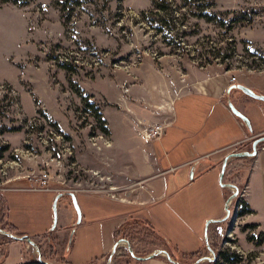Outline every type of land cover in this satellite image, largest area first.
<instances>
[{"label":"rangeland","instance_id":"obj_1","mask_svg":"<svg viewBox=\"0 0 264 264\" xmlns=\"http://www.w3.org/2000/svg\"><path fill=\"white\" fill-rule=\"evenodd\" d=\"M155 1L160 8L153 0L0 5V187L15 188L0 193L8 200L9 218L21 215V231H45L31 236L36 246L21 241V263L11 248L5 259L14 239L0 238V264H67L70 250L73 260L106 264L112 248L94 262L104 253L101 230L104 239L109 234L102 226L123 210L134 215L139 208L122 200L137 199L132 191L139 179L135 165L141 160L136 147L143 142L144 127L153 125L141 119L155 114L157 105H165L179 88L215 81L229 90L226 101L239 106L252 102L247 104L248 117L251 123L261 119L255 131L264 129V101L242 88L264 94V0ZM190 100L196 119L207 103L196 96ZM197 125L202 127V122ZM104 126L109 135L103 133ZM251 146L252 140L236 151ZM241 167L246 176L248 165ZM44 172L47 190H32L37 186L33 178ZM224 182L233 181L225 177ZM210 184L203 178L194 193L189 191L196 196L179 207L165 202L149 206L144 214H160L156 220L162 230L134 229L135 254L167 259L160 251L176 246L183 252L201 250L202 257L211 258L198 264H264V231L236 216L235 202L221 231L222 242L215 249L208 237L212 250L208 248L206 217L213 203L208 194L199 196ZM70 192L76 194L81 212L87 201L89 210L112 208L107 216L114 217L78 229L75 204L62 195V218L52 230L55 199ZM49 233L56 251H50ZM120 247L128 249L127 243L119 244L111 264H147L148 259L121 257Z\"/></svg>","mask_w":264,"mask_h":264},{"label":"crops","instance_id":"obj_2","mask_svg":"<svg viewBox=\"0 0 264 264\" xmlns=\"http://www.w3.org/2000/svg\"><path fill=\"white\" fill-rule=\"evenodd\" d=\"M197 84L194 87L188 86L185 90H183L185 87L179 88V91L169 98L170 100L165 105H157L155 114H152L151 117H142L141 121L146 125L164 124L166 131L162 138L156 140H149L142 135L143 133L141 134L140 138L143 142L137 144L136 147V152L138 157L140 153L141 160L135 165V173L139 179L135 181L132 188L133 193L137 194V199L132 201L128 197L129 199L122 200V203L127 201L128 204H135L139 208L134 215H130L129 212L125 213V210H123V212L117 214L118 219L106 226L101 225L109 234L107 237L105 236V240L101 230L100 241L103 244L104 253L99 257L96 256V258L101 259L102 256L104 258L111 248L113 250L116 243L114 230L131 216L147 219L158 231L162 230L161 225L156 220V218L160 219L161 215L154 214L153 216L150 213L146 215L144 213L147 208L162 202L171 203L175 208L179 207L187 199L196 196V193L190 196L189 191L192 188V193H194L195 185L203 178L208 179L211 184L207 187L206 193H200L199 198L203 199L208 194L213 203V211L208 213L206 219L222 218L225 215V205L229 197L227 189L231 188L219 184L223 160L229 153L235 152L239 145H246L249 141H253L260 136L264 129L255 131V128L261 122L258 117L255 121H252L251 127H249L233 113L229 105L231 101L225 100L229 93L228 89L224 90L222 85L217 86L215 81ZM193 96L200 97L202 101L205 100L207 103V107L201 111V115L197 116L196 119L194 117L195 110L191 107L193 103H189ZM248 103H251V106L253 105L250 101H246L240 106L235 105L247 117L251 110V106H247ZM260 112L259 116L261 118ZM186 114L188 118L185 116ZM201 122L202 127L197 125ZM246 149L248 148L244 147L242 150ZM231 161L234 162L231 166L248 165L246 187L241 199L249 205L251 212L243 215V217L248 221L257 223L264 231V148L261 147L252 160L245 161L243 158L238 160L232 158L229 162ZM17 189L24 191L27 188L19 187ZM127 203L125 204L129 206ZM84 204L86 206L82 211V219L78 223V229L80 226L85 227L89 224H103L114 217L107 216L113 212L112 208L109 212L92 211L93 209L89 210L87 201H84ZM61 210L62 208L58 207V222L62 218ZM9 213L8 221L21 230V215H15L11 219ZM77 227L72 229L73 236ZM25 233L30 236H38L45 233V231L33 234L30 231H25ZM10 248L16 251L17 259L21 263L23 256L22 242L16 240L9 242L5 259ZM73 255V250L67 252L68 261L73 264H85L90 260L87 258L73 260ZM158 256L156 254L154 258H149L147 264H173L169 263L166 258Z\"/></svg>","mask_w":264,"mask_h":264},{"label":"trees","instance_id":"obj_3","mask_svg":"<svg viewBox=\"0 0 264 264\" xmlns=\"http://www.w3.org/2000/svg\"><path fill=\"white\" fill-rule=\"evenodd\" d=\"M31 0H0V5L4 4V3H14V4H18V5H28L30 3ZM153 5L157 8H160L159 4L153 0ZM100 120L106 125L105 120L102 118L101 114L99 115ZM103 133H105L106 135L110 134V130L107 126H104L103 128ZM264 144V143H263ZM254 157H244L243 160L245 161H249L252 160ZM238 159H242V158H235V160ZM234 162L232 163L229 162L227 165V171L225 174V177L227 178V180H232L233 183H235L237 185V187L239 188V195L238 197L235 198V200L231 203L230 207L232 208L233 203L239 201L241 204V210L239 212V216H243L247 213L251 212V209L249 207V205L243 200L241 199V194L243 193L245 187H246V182H247V175L244 176V174L242 173V167L241 166H235L236 168H233ZM229 191V193H232V189H227ZM8 212H9V204H8V200L6 198V196L3 193H0V228L17 234V235H23L25 234V232L19 230V228L8 221L7 217H8ZM227 221H222V222H215V223H211L209 226V241L210 244L216 249L218 245H220V242H222L223 238H222V230L226 227L227 225ZM132 229V230H129ZM134 229L139 230V231H150V232H156V227L147 219H140V218H135V217H129L125 220V222H123L120 226H118L115 230H114V237L116 240H119L121 238L127 239L129 240L130 243H132L133 238L131 235V232L134 231ZM148 231V232H149ZM47 240H49V248L50 251H56L55 249V237L53 236L52 233H49L48 235H46ZM161 238H164L162 235L160 236ZM0 238H2L4 241H8L11 239V237H9L8 235L5 234H0ZM172 258L176 261L181 262V264H193L194 262H196L199 258L202 257V251H195V252H183L181 250H179L176 246H174V248L172 249H167ZM121 253L120 255H122L121 257H131L132 255L130 254V251L127 248H119V250ZM136 254H138L137 252H135ZM175 253H178V255H175ZM220 255H223L222 252L219 253ZM158 257L164 258L162 255H159ZM65 262L67 264H72L70 261L66 260ZM99 259V258H98ZM98 259L94 260L98 261ZM229 259V258H227ZM231 261V260H229ZM93 263V262H92Z\"/></svg>","mask_w":264,"mask_h":264},{"label":"water","instance_id":"obj_4","mask_svg":"<svg viewBox=\"0 0 264 264\" xmlns=\"http://www.w3.org/2000/svg\"><path fill=\"white\" fill-rule=\"evenodd\" d=\"M242 88L245 91V93H247L249 96H251V97H253L255 99H259V100H263L264 101V94H258L256 92H254L252 89H250L248 87H245V86H242ZM229 105H230V108L233 111V113L235 115H237L239 118H241L249 127H251L250 119L241 110H239L232 102H230ZM263 143H264V135H260V136L256 137L252 141L251 150H243V151L231 152L223 160L222 167H221V172H220V182H221L222 186L233 189V192L227 198V202H226V205H225V208H226L225 215L222 218H214V219H209L207 221V224H206V239H207L208 248L210 250H212V249H211V246L209 245V242H208L209 225L211 223H215V222L226 221L229 218L230 214H231L230 204H231L232 200L239 195V188L237 187V185L235 183H233V182H224V178H225L228 162L232 158L254 157L258 153V151L260 149V146ZM69 194L71 195L73 204H75V207L77 209L78 216H79V220H78L77 223H79V222H81V219H82V212H81V209L79 207L76 194L74 192H70ZM62 195H63L62 193H58V196L56 197L55 202H54V226H53L52 230L57 226V222H58V201H59V198ZM0 232L11 236L16 241H20L21 242V241L25 240V241L29 242L30 244H32L33 246H36V242L31 238V236L29 234L13 235L12 233H10V232L2 229V228H0ZM123 242L127 243L128 250L130 251V254L133 257L137 258V259L154 258L155 255H156V253H153V254H150V255H148L146 257L137 256L135 254V251H134L131 243L129 242V240L121 238V239L116 241V243H115V245L113 247V250L110 253L109 259L106 262V264H111L113 255L116 253L119 244H121ZM160 252L167 257V260L169 262L174 263V264H178V262L172 258V256L170 255V253L167 250H161ZM206 259H211V258H209V257H201L196 262H194L193 264H198L201 261L206 260ZM40 261H42V260L40 259ZM42 262H44L46 264H50V263H47L45 261H42Z\"/></svg>","mask_w":264,"mask_h":264},{"label":"built area","instance_id":"obj_5","mask_svg":"<svg viewBox=\"0 0 264 264\" xmlns=\"http://www.w3.org/2000/svg\"><path fill=\"white\" fill-rule=\"evenodd\" d=\"M234 80V79H233ZM166 126L164 124H153L149 125L147 127H144L143 130V136L149 140H156L163 137L165 134ZM264 148V146H262ZM33 183L37 185L35 188H31L32 190H47V184H48V174L44 172L39 177L33 178ZM7 188L0 187L1 190H6ZM15 189V188H9L7 189ZM241 210V204L239 201L235 204V215L239 216V212Z\"/></svg>","mask_w":264,"mask_h":264},{"label":"flooded vegetation","instance_id":"obj_6","mask_svg":"<svg viewBox=\"0 0 264 264\" xmlns=\"http://www.w3.org/2000/svg\"><path fill=\"white\" fill-rule=\"evenodd\" d=\"M63 195H68L67 197H69V199H70V203H72L73 204V201H72V198H71V195L68 193V194H66V193H63ZM61 198H63V197H61ZM62 208V207H61Z\"/></svg>","mask_w":264,"mask_h":264}]
</instances>
